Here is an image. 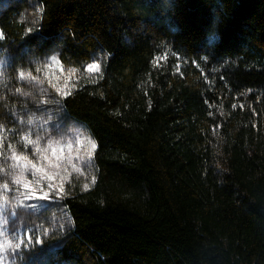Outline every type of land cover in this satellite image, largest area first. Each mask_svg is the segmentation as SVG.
<instances>
[{
  "label": "trees",
  "instance_id": "trees-1",
  "mask_svg": "<svg viewBox=\"0 0 264 264\" xmlns=\"http://www.w3.org/2000/svg\"><path fill=\"white\" fill-rule=\"evenodd\" d=\"M75 124L89 173L24 192ZM0 169L32 263L264 264V0H0Z\"/></svg>",
  "mask_w": 264,
  "mask_h": 264
},
{
  "label": "rangeland",
  "instance_id": "rangeland-1",
  "mask_svg": "<svg viewBox=\"0 0 264 264\" xmlns=\"http://www.w3.org/2000/svg\"><path fill=\"white\" fill-rule=\"evenodd\" d=\"M93 64L99 66L98 70L89 71V67ZM102 67L103 58L100 57L85 67V73L87 77L95 79L101 74ZM64 80L68 82L72 80V77L67 75ZM91 144L92 141L82 126L75 124L73 127H70L54 141L52 151L46 152L41 166L35 168L34 172L37 176L34 178L36 180L27 178L22 181L23 185L25 183L28 184L24 192L32 195L34 192H37L42 195L47 190L45 189L47 184L51 188L56 185L59 186L62 180L66 179V176L69 174L82 178L85 177L89 173L86 166L90 159L88 153L93 150ZM49 175L53 179L49 180ZM25 220L23 215H16L9 208L5 199H0V234H2L0 235V248H3V251H0V260L6 261L7 264H36L35 262L32 263L31 258L34 259L37 256L43 257L44 255V253L36 251L42 242L43 234L37 233V230L33 226H28ZM17 237L21 242L19 248L11 249L4 247L5 238L11 242Z\"/></svg>",
  "mask_w": 264,
  "mask_h": 264
},
{
  "label": "snow or ice",
  "instance_id": "snow-or-ice-1",
  "mask_svg": "<svg viewBox=\"0 0 264 264\" xmlns=\"http://www.w3.org/2000/svg\"><path fill=\"white\" fill-rule=\"evenodd\" d=\"M98 68H99L98 65L93 64V65H91V66L89 67L88 70H89V71H93V70H98ZM25 139H26V138H25ZM27 142H28V143H34V142L31 141V140H28ZM95 147H96L95 143H92V144H91V148H92V149H95ZM88 154H89V156H91L92 153L89 152ZM13 159H14V160H23V161H27V157H26V156H17V155L15 154V152L13 153ZM77 171H79V170H77ZM21 175H22V173H21ZM48 179L51 180V179H53V177H52L51 175H49V176H48ZM13 180H14L15 183H20V182H21L20 179H18V178H16V177H14ZM3 187L7 188L8 185L5 184ZM24 187L27 188V187H28V184L25 183V184H24ZM85 188H87V185H85Z\"/></svg>",
  "mask_w": 264,
  "mask_h": 264
},
{
  "label": "clouds",
  "instance_id": "clouds-1",
  "mask_svg": "<svg viewBox=\"0 0 264 264\" xmlns=\"http://www.w3.org/2000/svg\"><path fill=\"white\" fill-rule=\"evenodd\" d=\"M22 95L30 96L31 93L25 91V92L22 93ZM27 123L28 124L32 123V118L31 117L27 120ZM0 171H3V169H0ZM0 235H2V234H0ZM20 243L21 242H20L18 237L15 240L11 241V242L7 238H5L4 247H8V248H11V249H16V248L20 247ZM0 251H3V248H0ZM0 264H7V262L0 260Z\"/></svg>",
  "mask_w": 264,
  "mask_h": 264
}]
</instances>
